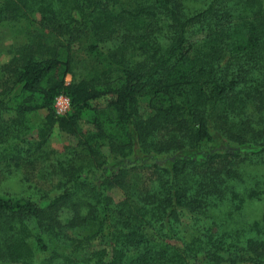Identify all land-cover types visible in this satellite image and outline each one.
Here are the masks:
<instances>
[{
  "label": "trees",
  "instance_id": "trees-1",
  "mask_svg": "<svg viewBox=\"0 0 264 264\" xmlns=\"http://www.w3.org/2000/svg\"><path fill=\"white\" fill-rule=\"evenodd\" d=\"M263 3L0 0V264H264Z\"/></svg>",
  "mask_w": 264,
  "mask_h": 264
},
{
  "label": "rangeland",
  "instance_id": "rangeland-1",
  "mask_svg": "<svg viewBox=\"0 0 264 264\" xmlns=\"http://www.w3.org/2000/svg\"><path fill=\"white\" fill-rule=\"evenodd\" d=\"M264 4V3H263ZM19 25L14 24L13 26L9 25H0V67L7 63L13 56V50L19 44H21L23 40L22 34H20L17 29ZM70 77H66V81L68 82ZM99 103H103L100 102ZM144 106V105H143ZM144 115L147 114V110L144 108L142 110ZM45 111H39L33 114L32 120L34 122H39L41 118L45 116ZM88 119V116H85L83 121ZM82 128L84 131L88 130V126L85 123H82ZM78 144V139L76 137L67 135L65 133H61L57 130H54L49 137L48 140V148L56 153L65 154L68 149H74ZM215 148V144L211 145L209 149H205L204 153L213 150ZM102 152L108 156V152L106 148L102 149ZM192 155H199L198 151L192 152ZM111 162V161H109ZM44 165L37 166L36 171H29L28 174L30 176V182L26 183L23 180L24 174L22 172H13L10 175H1L0 176V194H11L13 196H23L24 194L30 192L31 186L35 185L38 181V176L43 175L45 173ZM29 184L31 186H29ZM114 202H119L123 197L121 191L118 189H111L107 193ZM264 210V202H254L251 203L247 209V215L249 218H257L261 212ZM184 224H187L188 220L186 217L182 219ZM192 264H207L203 259L198 258V260L192 261Z\"/></svg>",
  "mask_w": 264,
  "mask_h": 264
},
{
  "label": "built area",
  "instance_id": "built-area-1",
  "mask_svg": "<svg viewBox=\"0 0 264 264\" xmlns=\"http://www.w3.org/2000/svg\"><path fill=\"white\" fill-rule=\"evenodd\" d=\"M53 109L56 115L66 116L70 111V99L61 94L54 99Z\"/></svg>",
  "mask_w": 264,
  "mask_h": 264
}]
</instances>
